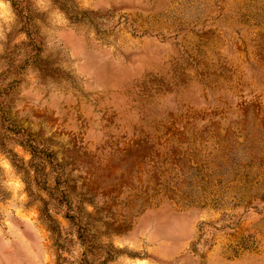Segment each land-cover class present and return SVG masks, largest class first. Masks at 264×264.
<instances>
[{"label": "rangeland", "instance_id": "obj_1", "mask_svg": "<svg viewBox=\"0 0 264 264\" xmlns=\"http://www.w3.org/2000/svg\"><path fill=\"white\" fill-rule=\"evenodd\" d=\"M16 2L0 264H264V0ZM12 126L63 182L35 177Z\"/></svg>", "mask_w": 264, "mask_h": 264}, {"label": "trees", "instance_id": "obj_2", "mask_svg": "<svg viewBox=\"0 0 264 264\" xmlns=\"http://www.w3.org/2000/svg\"><path fill=\"white\" fill-rule=\"evenodd\" d=\"M16 1L12 0L14 6H16V10L18 9V12L21 13L23 9ZM9 130L13 132L14 140H17L18 144L30 152L32 158L30 167L35 172L36 178L42 175L43 172L45 173L46 169H49L54 175L55 185H59L64 181L66 175L64 164L56 158L55 153L38 136L28 130L15 126L9 127Z\"/></svg>", "mask_w": 264, "mask_h": 264}]
</instances>
